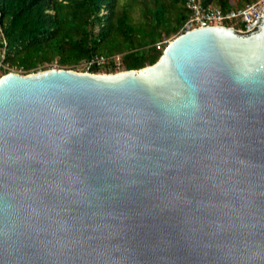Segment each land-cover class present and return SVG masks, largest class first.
Instances as JSON below:
<instances>
[{
	"label": "water",
	"instance_id": "1",
	"mask_svg": "<svg viewBox=\"0 0 264 264\" xmlns=\"http://www.w3.org/2000/svg\"><path fill=\"white\" fill-rule=\"evenodd\" d=\"M0 264H264V11L139 70L1 76Z\"/></svg>",
	"mask_w": 264,
	"mask_h": 264
},
{
	"label": "trees",
	"instance_id": "2",
	"mask_svg": "<svg viewBox=\"0 0 264 264\" xmlns=\"http://www.w3.org/2000/svg\"><path fill=\"white\" fill-rule=\"evenodd\" d=\"M239 9L257 0H199ZM187 0H0V74L58 69L93 74L139 70L157 62L188 18ZM159 46L158 50L156 47Z\"/></svg>",
	"mask_w": 264,
	"mask_h": 264
},
{
	"label": "built area",
	"instance_id": "3",
	"mask_svg": "<svg viewBox=\"0 0 264 264\" xmlns=\"http://www.w3.org/2000/svg\"><path fill=\"white\" fill-rule=\"evenodd\" d=\"M185 8L188 11V18L179 35L196 29L214 27L230 28L236 32L245 33L253 30L260 21L264 11V0H257L239 9H220L204 6L199 0H187ZM156 48L160 49L159 46ZM108 62L109 59L103 56H95L84 62L81 67L84 70L83 73L93 74L90 73L92 68H103Z\"/></svg>",
	"mask_w": 264,
	"mask_h": 264
},
{
	"label": "rangeland",
	"instance_id": "4",
	"mask_svg": "<svg viewBox=\"0 0 264 264\" xmlns=\"http://www.w3.org/2000/svg\"><path fill=\"white\" fill-rule=\"evenodd\" d=\"M51 69H58L56 65H53L52 67H50L48 70H51ZM39 72H42V71H38L36 73H39ZM10 73H15V74H19V75H22L21 71H18V72H15L14 70H10ZM31 74H35V73H31ZM1 76H3L2 74H0V78Z\"/></svg>",
	"mask_w": 264,
	"mask_h": 264
}]
</instances>
